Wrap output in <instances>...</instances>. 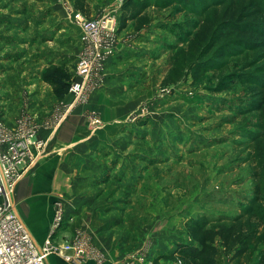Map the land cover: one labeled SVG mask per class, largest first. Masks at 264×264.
<instances>
[{"label":"rangeland","instance_id":"1","mask_svg":"<svg viewBox=\"0 0 264 264\" xmlns=\"http://www.w3.org/2000/svg\"><path fill=\"white\" fill-rule=\"evenodd\" d=\"M75 1L0 0V93L20 97L27 105L51 98L50 112H37L54 123L51 128L75 108L82 109L92 137L83 142L86 151L77 154L73 174L76 181L88 180L89 191L97 196L92 207L105 211L98 214L97 225L113 222L108 236L121 240L122 251L137 252L130 257H142L141 264H154L161 254L153 252L169 245L171 251L184 242L189 220L206 219L215 228L246 215L251 227L264 230L259 219L264 215V119L255 109L264 100V88L250 83L264 79V43L225 56L220 67L198 78L182 69L170 78L174 83H167L165 77L181 66V52L203 16L183 12L179 5L151 7L150 25L134 31L131 23L117 31L103 77L93 78L100 81L89 82L76 97L70 84L82 33L71 14ZM80 1L85 18L112 17L119 26L122 3ZM236 1L248 12L264 3ZM228 4L218 7L219 15ZM215 11L210 9L207 16ZM256 21L264 23V16ZM51 65L68 75L60 99L42 79ZM92 93L105 95L106 102L104 97L98 104L89 101ZM23 111L17 123L22 120L37 131L36 112ZM0 113L5 119L1 106ZM104 117L119 118L120 123L114 124L109 144L96 146L93 140L103 137ZM39 156H45L43 151ZM263 249L260 243L254 252L232 259L233 252L219 248L217 264H261Z\"/></svg>","mask_w":264,"mask_h":264},{"label":"crops","instance_id":"2","mask_svg":"<svg viewBox=\"0 0 264 264\" xmlns=\"http://www.w3.org/2000/svg\"><path fill=\"white\" fill-rule=\"evenodd\" d=\"M39 95L41 94L39 93L37 97ZM5 96L0 95V106L6 113V118L3 117L4 123L14 128L17 118L24 114L23 110L29 112L30 108L31 111L36 112L34 113L36 117H33L34 122L38 123L35 125L36 139L44 143L42 151L45 156H38L33 168L17 182L11 197L17 216L24 223L35 243L40 246L46 239L54 208L58 203L62 207L64 222L53 237L54 243L64 244L72 241L78 233H82L91 241L93 248L104 255L105 261L102 264H125V261L131 260L137 252L122 251L121 240L108 236L110 234L107 232L111 230L113 222L105 224L103 221L104 223L97 225L96 219L102 216L98 214H104L105 211H101V208L99 210L97 208L99 205L92 207L97 201V196L89 191L92 188L91 184L87 179L78 178L76 181L74 178L73 169L78 161L76 156L80 151L82 154L85 153L83 142L86 143L92 137L86 133V122L80 116L82 109L75 108L69 116L65 115L63 120L51 128L54 123L45 119L42 113H37L41 112L40 110L50 112V108L54 106L51 98L39 99L27 105V101L22 102L20 97ZM102 97L106 102L105 95L92 93L89 101L94 99L95 104H98ZM107 103L112 104L110 99H107ZM101 120L103 137L93 140L96 146L109 144V134L113 132L114 124L120 123L119 118L104 117ZM165 251H170V245L164 251L158 254L153 252L152 255H163ZM48 263L65 264L57 258L49 259ZM86 264L97 263L90 261Z\"/></svg>","mask_w":264,"mask_h":264},{"label":"trees","instance_id":"3","mask_svg":"<svg viewBox=\"0 0 264 264\" xmlns=\"http://www.w3.org/2000/svg\"><path fill=\"white\" fill-rule=\"evenodd\" d=\"M226 1L228 6L219 15L218 7ZM236 0H123L120 6L118 32L124 31L129 24H133L134 31H140L150 25L151 18L148 9L167 8L179 5L181 11L203 16L197 30L190 39L185 50L181 52V66L178 65L165 77L167 83L173 74L182 69H188L194 78L200 77L209 70L222 65L227 55H238L242 50H248L263 44L264 23H258L256 18L264 16V3H256L251 11L239 9ZM75 10L83 12V3L74 2ZM214 9V16L208 17L207 12ZM178 78V77H177ZM253 78L260 89L264 88V79ZM45 83L51 85L60 99L66 90L68 75L57 66H48L42 74ZM176 80V79H175ZM179 80V79H178ZM255 109L262 113L264 119V100L255 103ZM251 209L248 207L243 212ZM243 213V214H244ZM246 216V215H245ZM245 216H237L229 223L219 224L215 228L209 227L206 219L189 220L185 225L186 238L182 243H176L171 251L158 256L154 264L164 260L173 264H217L219 248L225 253L233 252L232 259L240 258L256 250L258 244L264 245V230L257 231L246 222ZM264 215L259 216L264 228ZM264 256V249L262 251ZM264 263V257L261 264Z\"/></svg>","mask_w":264,"mask_h":264},{"label":"built area","instance_id":"4","mask_svg":"<svg viewBox=\"0 0 264 264\" xmlns=\"http://www.w3.org/2000/svg\"><path fill=\"white\" fill-rule=\"evenodd\" d=\"M117 1L122 3L123 0ZM71 14L82 33V51L77 59L75 81L70 84V93L79 97L89 82L97 81L93 78L103 77L105 63L115 48L118 25L112 17L85 18L75 9ZM33 128L22 120L10 128L0 113V264H47L51 258L65 264L90 261L102 264L104 255L94 249L82 233L64 244L54 243L53 237L64 222L60 204L55 205L49 233L40 246L17 216L12 193L17 182L32 168L44 145L36 139ZM141 262L140 256L131 259V264Z\"/></svg>","mask_w":264,"mask_h":264},{"label":"water","instance_id":"5","mask_svg":"<svg viewBox=\"0 0 264 264\" xmlns=\"http://www.w3.org/2000/svg\"><path fill=\"white\" fill-rule=\"evenodd\" d=\"M47 264H49V263H47Z\"/></svg>","mask_w":264,"mask_h":264}]
</instances>
